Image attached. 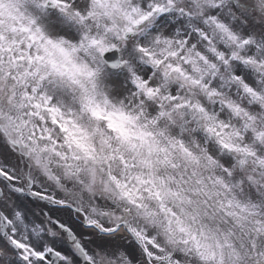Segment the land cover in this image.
I'll return each mask as SVG.
<instances>
[{"label": "snow or ice", "instance_id": "snow-or-ice-1", "mask_svg": "<svg viewBox=\"0 0 264 264\" xmlns=\"http://www.w3.org/2000/svg\"><path fill=\"white\" fill-rule=\"evenodd\" d=\"M0 264H264V0H0Z\"/></svg>", "mask_w": 264, "mask_h": 264}]
</instances>
